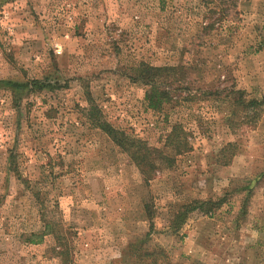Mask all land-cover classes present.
Wrapping results in <instances>:
<instances>
[{
    "label": "rangeland",
    "instance_id": "rangeland-1",
    "mask_svg": "<svg viewBox=\"0 0 264 264\" xmlns=\"http://www.w3.org/2000/svg\"><path fill=\"white\" fill-rule=\"evenodd\" d=\"M203 1L0 0V264H152L139 256L158 248L172 264H264V113L250 106L264 108V0H227L211 16ZM140 63L182 68L162 111L128 77ZM45 78L58 87L15 102L9 83ZM86 92L173 167L145 185L88 123ZM175 124L180 155L165 146ZM227 143L236 154L221 166ZM217 199L211 215L174 224L182 206ZM44 224L42 243L23 241Z\"/></svg>",
    "mask_w": 264,
    "mask_h": 264
},
{
    "label": "trees",
    "instance_id": "trees-1",
    "mask_svg": "<svg viewBox=\"0 0 264 264\" xmlns=\"http://www.w3.org/2000/svg\"><path fill=\"white\" fill-rule=\"evenodd\" d=\"M218 1V2H217ZM224 1L227 0H204L206 6H211L207 8V15L211 16L216 13V5L223 7L225 5ZM218 3V4H217ZM215 7V8H214ZM220 9V8H219ZM224 12V10H223ZM223 14V13H221ZM213 23L208 26H204V29L212 28ZM128 77L133 82H139L144 87V96L143 100L147 110L150 111H162L166 105H169L173 100V91L180 82L185 79V75L182 72L181 67H170L162 66L155 67L148 65L146 63H140L135 68H131ZM12 90L15 91V102L18 100L21 92L27 93H36L41 92L44 89L53 90L58 87V84H52L46 78L43 80L32 79L26 83H9ZM218 92H203L202 96H218ZM86 102L87 107L83 110L85 118L88 120V123L92 128L97 129L102 134H104L107 139H109L117 148H119L123 153H125L130 162L139 170V173L142 177V182L147 185L152 179L153 175L164 168H170L174 165V159L167 156L163 151L149 146L145 141L140 138L133 137L127 132H124L120 129L115 128L112 124L108 122L102 113L101 108L94 101L91 95L86 92ZM240 98V97H239ZM262 102L251 101L250 106L253 107L254 117L259 116L261 113H264V108L260 110ZM244 121V120H242ZM229 129H233L238 123L234 120L228 121ZM243 123V122H242ZM178 124H175L171 127V134L167 135L165 146H169L173 149L174 153L180 155L187 151L189 148L185 140H181L176 134L180 133ZM236 154V145L234 143H227L223 146L217 157V162L221 166H228ZM33 196L39 199L41 193L32 192ZM223 199L207 200L203 202L194 201L189 205L182 206L179 211L173 217L174 224L177 227L183 225L187 220V217L192 211L199 210L204 215H211L212 212L221 206ZM145 217L149 223V230L146 233V236L153 231V219H154V210L152 205L145 201L143 204ZM43 210L40 211L39 215L43 217ZM52 229L48 225L43 226L42 231L32 232L23 236L24 242L29 245H37L42 243L46 235H51ZM61 255L65 259L66 251L63 250L58 255ZM143 255V256H142ZM142 255L139 256L140 260H145L149 258L152 261V264L158 263L161 264H172L169 262L167 255L164 253V250L153 249L145 250L142 252Z\"/></svg>",
    "mask_w": 264,
    "mask_h": 264
}]
</instances>
